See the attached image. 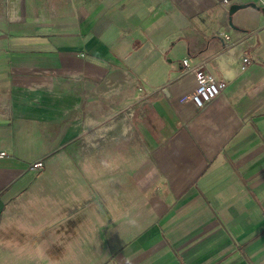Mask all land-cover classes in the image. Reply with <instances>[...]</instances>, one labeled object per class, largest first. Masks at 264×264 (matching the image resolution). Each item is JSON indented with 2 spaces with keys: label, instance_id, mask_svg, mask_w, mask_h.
Here are the masks:
<instances>
[{
  "label": "crops",
  "instance_id": "0c3cea01",
  "mask_svg": "<svg viewBox=\"0 0 264 264\" xmlns=\"http://www.w3.org/2000/svg\"><path fill=\"white\" fill-rule=\"evenodd\" d=\"M261 7L0 0V264H264Z\"/></svg>",
  "mask_w": 264,
  "mask_h": 264
},
{
  "label": "built area",
  "instance_id": "2783aa9c",
  "mask_svg": "<svg viewBox=\"0 0 264 264\" xmlns=\"http://www.w3.org/2000/svg\"><path fill=\"white\" fill-rule=\"evenodd\" d=\"M227 1V0H224ZM253 56L249 53H242L240 60L242 68L251 62ZM188 71H191L195 78V89L190 93V99L197 107H202L214 97H216L226 86V81L222 78H216L204 67V61L190 63L189 58L182 60ZM43 162L37 159L31 163L32 167H42Z\"/></svg>",
  "mask_w": 264,
  "mask_h": 264
},
{
  "label": "water",
  "instance_id": "95a60500",
  "mask_svg": "<svg viewBox=\"0 0 264 264\" xmlns=\"http://www.w3.org/2000/svg\"><path fill=\"white\" fill-rule=\"evenodd\" d=\"M254 6L257 7L254 3H233L230 7H229V13H233L235 10L245 7V6ZM261 10L264 12V7H261Z\"/></svg>",
  "mask_w": 264,
  "mask_h": 264
},
{
  "label": "rangeland",
  "instance_id": "374dc122",
  "mask_svg": "<svg viewBox=\"0 0 264 264\" xmlns=\"http://www.w3.org/2000/svg\"><path fill=\"white\" fill-rule=\"evenodd\" d=\"M93 174V173H92ZM94 176V175H93Z\"/></svg>",
  "mask_w": 264,
  "mask_h": 264
}]
</instances>
